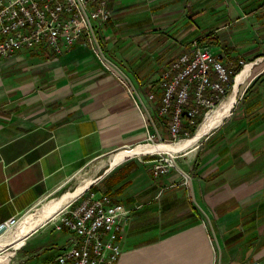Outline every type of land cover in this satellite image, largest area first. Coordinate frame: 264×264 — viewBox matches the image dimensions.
<instances>
[{
    "label": "crops",
    "instance_id": "crops-1",
    "mask_svg": "<svg viewBox=\"0 0 264 264\" xmlns=\"http://www.w3.org/2000/svg\"><path fill=\"white\" fill-rule=\"evenodd\" d=\"M109 7L100 37L114 67L83 38L62 53L42 43L0 57V224L23 216L14 263L60 264L57 250L71 231L56 227V212L40 218L51 201L44 199L82 169L105 168L78 197L104 192L131 208L117 264H264V66L220 124L176 151L189 184L177 167L156 175V151L113 163L119 150L151 144L149 134L171 137L159 112L162 72L193 39L202 36L231 66L264 55V0H109ZM123 73L151 118L126 92Z\"/></svg>",
    "mask_w": 264,
    "mask_h": 264
},
{
    "label": "built area",
    "instance_id": "built-area-1",
    "mask_svg": "<svg viewBox=\"0 0 264 264\" xmlns=\"http://www.w3.org/2000/svg\"><path fill=\"white\" fill-rule=\"evenodd\" d=\"M112 14L109 0H0V57L23 49L32 50L42 43L62 53L83 38L104 64L114 67L104 52L100 37V30ZM202 40V36L193 39L190 47L162 72L163 94L159 112L167 119L174 142L197 132L207 114L219 106L217 102L229 93L246 66L252 70L253 63L264 61V55L252 61L240 59L241 69L234 72L236 65H227ZM121 80L134 103L145 109V114L151 118L152 110L140 95L139 87L125 73ZM154 96L151 92L147 98ZM148 137L152 143L157 142L155 134ZM159 137L161 142L165 140L161 135ZM155 153L157 155L151 161L156 175L177 167L182 171L183 182H191L190 172L180 168L174 152L160 149ZM130 215L131 208L113 201L108 193L91 192L81 199H73L52 218L56 227L67 226L71 231L68 242L57 250L56 262L117 264L123 251V227ZM22 217L13 216L1 223L0 228L5 227L4 232L16 229Z\"/></svg>",
    "mask_w": 264,
    "mask_h": 264
},
{
    "label": "bare ground",
    "instance_id": "bare-ground-1",
    "mask_svg": "<svg viewBox=\"0 0 264 264\" xmlns=\"http://www.w3.org/2000/svg\"><path fill=\"white\" fill-rule=\"evenodd\" d=\"M251 75H252V70L250 69V66L248 65L237 76L236 82L232 90L230 89L231 92L228 94V96L226 98L224 97V99L220 102L217 108H215L214 110H212L210 113L207 114L206 118L202 121V123L197 129V132L193 136L188 137V138H183L177 142H171V143H166V142L154 143L153 142L151 144L145 143V144L137 145L135 147L121 149L117 153H115L113 157V163L120 159H123L126 156L132 155L137 152H140V153L142 151L151 152V151H156L160 149H165L166 151L174 152V151L181 150L184 147L197 143V141L202 137L203 134L208 132L215 125L219 124L222 121L223 117L229 113L231 107L233 106L237 98L236 95L238 92L239 85L243 83ZM92 181H93L92 179H88L86 182L79 184L76 189L67 191L61 196L51 199V201H49L44 206V211L42 212L40 218L44 219L47 216L52 215L53 213L63 209L74 198H76L83 190H85L91 184ZM38 223L39 222L36 221L34 224H38ZM19 242H20V237L16 233L15 234V245H18ZM11 254L12 252H7V253L0 255V264H7L10 260Z\"/></svg>",
    "mask_w": 264,
    "mask_h": 264
},
{
    "label": "rangeland",
    "instance_id": "rangeland-1",
    "mask_svg": "<svg viewBox=\"0 0 264 264\" xmlns=\"http://www.w3.org/2000/svg\"><path fill=\"white\" fill-rule=\"evenodd\" d=\"M260 66H264V61H261V62H258V63H253V66H252L253 74L250 77H248L243 83H241L239 85L238 92H237V95H236L237 98H236L235 104L242 97L243 90L249 85L250 79L254 77V74L258 71V68H260ZM232 88H233V86L230 87L231 90H232ZM231 90H229V93L231 92ZM229 93H227L224 97L226 98ZM224 97H222V98L224 99ZM219 103L220 102L218 101L217 105ZM193 133H195V131ZM205 135L206 134H203L202 137L198 141H200ZM165 141H166V143L174 142V141L171 140V137L167 138V140H164L163 142H165ZM160 142H161L160 139H158L157 142H155V143H160ZM181 153L182 152H180V153L178 152L177 153L176 151H174V154L176 156L175 159L177 160V163H178L179 166L181 165L180 160L183 158L180 155ZM156 155L157 154L155 153L154 156H156ZM104 170H105V168H102L101 170H98V172H95V169H92V171H90V170L88 171V169H87V172H86L85 169H82L78 173V175L76 177H74V179L72 181H70L68 183H65L60 188H58L57 190H55V191L51 192L49 195H47L46 198L44 199L43 203H46L47 201H49L52 198H56V197L61 196L64 192H66L68 190L76 189L77 186L79 184L83 183L84 181H86V179L93 178V179L97 180L98 177H100V175L103 173ZM86 194H87V192H86ZM39 206H41V204ZM16 233H17V230L13 229V230H10V231H6L5 234L2 237H0V255H2L4 253H7V252H12V254L10 255V261L7 264H16V263H14V260H18V258L20 256L19 253H17L16 250H14V246H16L15 245V234Z\"/></svg>",
    "mask_w": 264,
    "mask_h": 264
},
{
    "label": "trees",
    "instance_id": "trees-1",
    "mask_svg": "<svg viewBox=\"0 0 264 264\" xmlns=\"http://www.w3.org/2000/svg\"><path fill=\"white\" fill-rule=\"evenodd\" d=\"M241 69V65L239 64L238 66H236L235 71L234 72H238ZM195 131V128H192V133Z\"/></svg>",
    "mask_w": 264,
    "mask_h": 264
},
{
    "label": "water",
    "instance_id": "water-1",
    "mask_svg": "<svg viewBox=\"0 0 264 264\" xmlns=\"http://www.w3.org/2000/svg\"><path fill=\"white\" fill-rule=\"evenodd\" d=\"M5 230V227L0 228V232H3Z\"/></svg>",
    "mask_w": 264,
    "mask_h": 264
}]
</instances>
